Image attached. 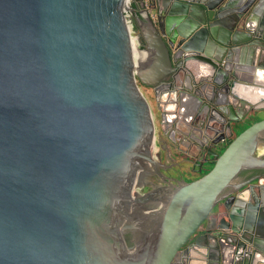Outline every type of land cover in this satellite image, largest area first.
Here are the masks:
<instances>
[{
    "label": "water",
    "instance_id": "water-1",
    "mask_svg": "<svg viewBox=\"0 0 264 264\" xmlns=\"http://www.w3.org/2000/svg\"><path fill=\"white\" fill-rule=\"evenodd\" d=\"M124 1L0 0V264H264V117L231 132L264 109V0H130L133 50ZM190 69L227 140L155 207L137 82L190 92Z\"/></svg>",
    "mask_w": 264,
    "mask_h": 264
},
{
    "label": "flooded vegetation",
    "instance_id": "flooded-vegetation-1",
    "mask_svg": "<svg viewBox=\"0 0 264 264\" xmlns=\"http://www.w3.org/2000/svg\"><path fill=\"white\" fill-rule=\"evenodd\" d=\"M185 73L184 84L187 85L190 92L175 85L169 88L162 87L158 95L155 96L151 87L137 82L139 90L140 86H144L152 99V103H149L140 90L148 103L151 117L156 123L160 138L166 148L157 164V171L153 170L149 174L150 180L144 181L142 185L149 188L144 193L154 191L156 188L166 190L179 181L188 182L204 174L207 170L199 174L202 164L205 162L213 163V158L206 152L207 148L210 147L212 151L219 153L217 149L223 147L227 140L221 138L219 132L204 130L201 126L202 118H204L208 108L203 105V100L199 96L207 93H205L206 88L200 87L198 84L201 77L197 72L190 69L189 71L186 70ZM195 106H198L197 108L203 113V115L198 116L199 118L196 117L197 119L194 117ZM209 113L211 118L217 117L214 111L209 110ZM255 113L253 112V114ZM239 126L240 122L236 127H232V136L235 135ZM214 141L217 143L211 144ZM221 203H217L211 209L209 217L222 211H218L220 208L222 209Z\"/></svg>",
    "mask_w": 264,
    "mask_h": 264
},
{
    "label": "rangeland",
    "instance_id": "rangeland-1",
    "mask_svg": "<svg viewBox=\"0 0 264 264\" xmlns=\"http://www.w3.org/2000/svg\"><path fill=\"white\" fill-rule=\"evenodd\" d=\"M140 90L142 91V93L145 95V97H146V99L149 101V103H152V99H151V97H150V95H149V93L148 92H146V89H145V87L144 86H140ZM152 106H153V104H152ZM264 117V111L263 112H261V111H258L256 114H252V115H250V117L249 118H246L244 121H242V122H240V126L237 128V130L235 131V135L236 134H238L242 129H244L246 126H248L250 123H252V122H254V121H257V120H259V119H261V118H263ZM218 150V152L220 153L222 150H223V147H220L219 149H217ZM211 166H212V164L210 163H207V162H205V163H203L202 164V169L200 170V172H199V174L200 173H202V172H204V171H206V170H209L210 168H211ZM159 167V166H158ZM155 170V169H154ZM146 180H150V178H149V175L141 182V184L143 185L144 184V181H146ZM157 184H159V182H156ZM149 188L148 187H143V186H140L138 189H135L137 192H145L146 190H148ZM151 192V191H150ZM153 193H155V195H157V196H159V197H161V198H159L158 197V199L157 200H154L155 201V203H154V205H155V207L156 206H158L160 203H161V200L164 198L163 196V194L164 193H166L165 192V190H163V189H159V188H156V190H154V191H152ZM153 201L152 200H148V201H145L144 202V206H148V207H153V206H149V205H151V203H152ZM159 202V203H158ZM149 204V205H148Z\"/></svg>",
    "mask_w": 264,
    "mask_h": 264
},
{
    "label": "built area",
    "instance_id": "built-area-1",
    "mask_svg": "<svg viewBox=\"0 0 264 264\" xmlns=\"http://www.w3.org/2000/svg\"><path fill=\"white\" fill-rule=\"evenodd\" d=\"M143 1L146 2V0H143ZM129 2H130V0H125L124 1L123 19H124V23L126 25V28L128 30L130 40L133 39L134 42L136 43L135 31H134V28H133L132 13H131V10H130L128 4H127Z\"/></svg>",
    "mask_w": 264,
    "mask_h": 264
},
{
    "label": "bare ground",
    "instance_id": "bare-ground-1",
    "mask_svg": "<svg viewBox=\"0 0 264 264\" xmlns=\"http://www.w3.org/2000/svg\"><path fill=\"white\" fill-rule=\"evenodd\" d=\"M131 49L133 50V49H136V47H135V42H134V40L133 39H131ZM164 196L163 197H165V198H163L162 200H161V203H160V205H164L165 204V202H166V198H167V192L166 193H164L163 194ZM159 203V202H158Z\"/></svg>",
    "mask_w": 264,
    "mask_h": 264
},
{
    "label": "crops",
    "instance_id": "crops-1",
    "mask_svg": "<svg viewBox=\"0 0 264 264\" xmlns=\"http://www.w3.org/2000/svg\"><path fill=\"white\" fill-rule=\"evenodd\" d=\"M254 27H252L253 28V30L255 29V25H253ZM263 52V51H262ZM258 111H261V112H263L264 111V109H260V110H257L256 111V113L258 112ZM255 113V114H256ZM250 116H248V118H249ZM220 210H222L221 208L218 210V211H220ZM216 214H218V213H216ZM211 216H214V215H211Z\"/></svg>",
    "mask_w": 264,
    "mask_h": 264
}]
</instances>
